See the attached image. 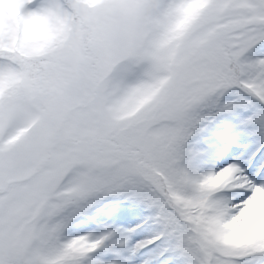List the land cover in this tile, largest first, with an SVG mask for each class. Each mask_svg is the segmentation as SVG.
<instances>
[{
    "label": "snow or ice",
    "instance_id": "6c2138e0",
    "mask_svg": "<svg viewBox=\"0 0 264 264\" xmlns=\"http://www.w3.org/2000/svg\"><path fill=\"white\" fill-rule=\"evenodd\" d=\"M0 264H264V0H0Z\"/></svg>",
    "mask_w": 264,
    "mask_h": 264
}]
</instances>
